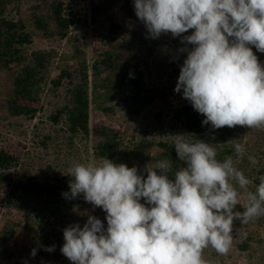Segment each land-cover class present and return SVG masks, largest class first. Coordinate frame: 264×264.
<instances>
[{
  "label": "rangeland",
  "instance_id": "obj_1",
  "mask_svg": "<svg viewBox=\"0 0 264 264\" xmlns=\"http://www.w3.org/2000/svg\"><path fill=\"white\" fill-rule=\"evenodd\" d=\"M7 2L4 15L23 22L25 31L31 36V44L24 47L27 58L38 51L53 53L46 70L41 73V90L34 101L15 98L14 76L19 70L16 63L12 69L0 68V168L11 172L15 181L36 178L42 183H56L71 178L67 169L77 163L101 162L106 157L98 152L97 143L102 140L98 131L105 128L114 130L121 142L116 156L110 160L128 167L136 166L141 171L151 161L167 159L160 143L172 145L170 135L194 134L195 138L215 147L214 129L210 125H205L202 134L191 133L185 122L175 116L176 110L184 105L192 108L182 91H174L178 70L186 58V53H178V49L185 46L181 44L182 37L173 38L167 34L158 39L146 38V29L135 15L133 0ZM54 2L62 4L63 18L70 21L68 27L55 23L50 9ZM38 17L45 18V29L36 23ZM252 50L264 65V53L254 47ZM108 57L111 59H106ZM80 61L87 64L89 92L91 100L93 98L89 136L81 131L76 135L69 132L65 116L58 122L52 119L71 102L70 91L80 82L76 68ZM95 65L100 69L99 87L92 97ZM126 68H136L142 73L144 89L136 92L130 86L119 85L113 100L115 94L107 95L102 85L106 84L108 74L116 80V73ZM59 79L62 83L57 86L54 82ZM17 105L28 111L36 109V113L12 115ZM233 130L234 134L226 142L235 139L245 146V158L236 166L253 181L250 190L254 191L256 180L264 177V172L260 173L264 168V131L242 126ZM142 141L154 145L139 150L137 145ZM248 155L256 157L255 164L247 160ZM233 159L235 161L236 157ZM10 199L6 190L0 192V200H3L0 205V264H71L60 251L64 243L63 229L75 223L83 227L89 214L107 227L106 213L100 208L93 209L85 201L74 207L64 205L51 216L45 208L33 211L38 200H32L27 209L20 210L14 201L9 203ZM245 203L242 196L237 210L243 211ZM27 216H30L29 223ZM52 245H55L53 252L43 250ZM33 248L37 249L35 258L30 255ZM203 258L207 264H264V217L246 225L235 221L229 253L221 256L208 248Z\"/></svg>",
  "mask_w": 264,
  "mask_h": 264
},
{
  "label": "clouds",
  "instance_id": "obj_2",
  "mask_svg": "<svg viewBox=\"0 0 264 264\" xmlns=\"http://www.w3.org/2000/svg\"><path fill=\"white\" fill-rule=\"evenodd\" d=\"M133 6L146 38L182 37L178 53L186 58L174 91L205 117L202 125L264 131V65L252 50L264 53V0H133ZM170 137L184 165L175 171L170 159L142 171L108 158L67 169L70 192L63 197L82 196L107 222L105 228L89 214L83 227L63 229L60 251L71 264H207L205 249L229 253L235 221L264 217V177L252 191L253 181L236 166L245 158L243 144L226 142L236 160L220 161L216 148L194 134ZM247 160L256 163L255 156Z\"/></svg>",
  "mask_w": 264,
  "mask_h": 264
},
{
  "label": "trees",
  "instance_id": "obj_3",
  "mask_svg": "<svg viewBox=\"0 0 264 264\" xmlns=\"http://www.w3.org/2000/svg\"><path fill=\"white\" fill-rule=\"evenodd\" d=\"M7 3H9L7 0H0V68L12 69V65L16 63L19 70H17L18 72H16L14 76L15 98L34 101L41 90L40 83L41 80H43L41 73L44 69L46 70L53 57V53L38 51L32 53L30 59L27 58V55L24 54V47L31 44V36L27 31H25V25L23 22H17L4 15ZM50 9L55 23L60 27H68L70 21L63 18L62 4L54 2L51 4ZM44 19L45 18L43 17H38L36 19V23L40 28L45 29L46 23ZM106 59H111V57ZM76 68L78 70L77 72L80 77V82L70 91L71 102L64 109L57 112L52 119L53 121L58 122L63 116H65L69 132L76 135L81 131L86 136H89V124L91 119L90 107L93 98L91 100V94L89 92L90 82L88 68L87 64L82 61L79 62ZM93 68L95 82L93 84L92 97H94L97 93V89L99 87L97 85L99 78L97 77L100 75L98 65H95ZM178 73H180V70H178ZM116 74V80L112 79L115 76L111 75V73L105 78L106 84L102 85V87L105 89L107 95L115 94L119 85L130 86L136 92L143 91L144 84L141 77L142 73L138 72L136 68L122 69ZM54 83L59 86L62 81L59 79ZM115 97H117V94H115L113 100H115ZM11 113L12 115H23L25 113L35 114L36 109L28 111L24 106L17 105ZM175 116L178 120L185 122L187 129L191 133L202 134L206 129V126L202 125V121L205 118H200L201 116L188 105H184L177 109ZM98 133L102 139L97 143L99 154L108 159L115 157V151L121 145L116 132L110 128H105L98 131ZM213 133L215 134L213 142L215 148L218 149L217 159L223 161L226 156L231 155L235 157L232 146L230 144L225 146L228 138L234 134L233 128L223 127L221 129L214 130ZM153 145V142L142 141L137 145V147L139 150H145L147 148H151ZM160 145L165 149L164 156L173 161V171L184 166L182 162L178 161L173 145L164 143H160ZM222 145H224V147L221 149ZM262 172H264V168L260 173ZM144 175L146 177V173H144ZM70 179L71 178L62 179L56 183H42L36 178H29L26 181L17 182L14 180L11 172L0 168V192L2 190H6L11 198L9 203L13 204L11 202L14 201L15 207L20 210H23L22 208L27 209L32 200H38V202H36L37 206L33 208V211L37 212L39 208H45L48 210L49 215L52 216L56 215L64 205L74 207L78 203L84 201L82 196L76 199H66L63 197L62 193L70 192L68 184ZM259 182L260 178L256 180V184L258 185ZM54 198L56 201H53ZM2 202L3 200H0V205ZM27 217L28 220L26 221L29 223L31 221L29 219L30 216ZM35 232L38 233L39 231L36 229ZM11 234L12 233H10V235Z\"/></svg>",
  "mask_w": 264,
  "mask_h": 264
}]
</instances>
